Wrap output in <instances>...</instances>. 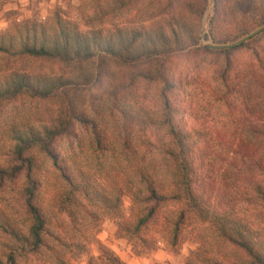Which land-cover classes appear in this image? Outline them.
I'll use <instances>...</instances> for the list:
<instances>
[{"label":"trees","instance_id":"trees-1","mask_svg":"<svg viewBox=\"0 0 264 264\" xmlns=\"http://www.w3.org/2000/svg\"><path fill=\"white\" fill-rule=\"evenodd\" d=\"M134 1L137 0H129V4ZM213 2L211 23L217 27L227 24L229 28L224 34L213 32L214 44L234 42L264 26V0ZM125 5L127 2L123 0H80L76 17L59 10L45 22L25 24L13 33L0 35V56L44 59L69 67L90 64L97 69L99 81L109 77L108 60L118 66L137 68L140 79L158 86L160 108L156 116L146 118L145 124L164 130L168 137L164 153L171 179L140 170L138 178L143 189L133 193L135 207L131 219L124 217L119 211L123 191L118 187L106 189L75 159L77 126L90 132L95 153L104 154L108 145L96 121L68 100L62 91L65 82L41 80L25 73L5 76L0 79V104L21 95L41 99L62 97L66 112L63 118L42 129L33 126L11 129V145L0 161V200L11 196L14 209L9 218L0 222V232L8 240L0 246V264H72L69 258L77 246V231L83 223L98 216L97 209L116 214L122 220L120 234L133 236H142L164 218L169 222V243L174 249L182 244L184 229L193 215L202 221L211 215L224 244L240 252L248 264H264V235L251 224L238 222L230 213L211 214L210 203L198 189L209 151L198 145L196 138L201 134L184 120L189 110L185 96L194 87V78L176 76L168 67L171 54L182 50L181 31L191 28L178 20L175 27L170 21L174 44L165 32L157 34L161 40L157 41L146 30L106 29L103 26L106 19L120 14ZM206 7L196 9L195 13L199 12L201 18ZM262 37L264 31L238 49H251L255 63L264 71ZM203 50L222 55L219 88H213L212 95L216 101L233 108L235 104L230 99L239 92L233 77L235 49L219 51L207 45ZM253 115L254 118H247L245 129L264 144V121ZM63 140L67 141V148L61 144ZM253 161V170L264 175L262 157L257 155ZM45 162L56 177L51 188L44 179ZM254 192L264 204V183H257ZM167 206L175 207L171 217L164 213ZM101 264L125 263L107 253Z\"/></svg>","mask_w":264,"mask_h":264},{"label":"rangeland","instance_id":"rangeland-1","mask_svg":"<svg viewBox=\"0 0 264 264\" xmlns=\"http://www.w3.org/2000/svg\"><path fill=\"white\" fill-rule=\"evenodd\" d=\"M123 1L127 5L120 14L106 19L103 25L106 29L146 30L157 41V34L165 32L174 44L170 21L175 27L178 20L191 28L181 31L183 42L179 49L182 50L171 54L168 67L176 76L194 78V87L185 96L189 110L184 120L201 134L196 138L198 145L209 151L208 163L203 166L198 182L200 195L210 203L211 214L230 213L238 222L251 224L264 235V204L254 192L257 183H264V175L253 170L254 157L260 155L264 160V144L245 129L247 118H254L253 114L264 121V71L255 63L251 49H238L240 45L232 52L233 77L239 92L230 99L235 106L229 109L212 95V89L219 88L217 78L222 71L223 57L203 50L214 44L213 32L229 31L227 24L217 27L211 23L213 0H137L130 4L129 0ZM79 4L80 0H0V35L13 33L25 24L45 22L59 10L76 17ZM204 5L207 7L200 18L195 10ZM261 42L264 44V37ZM106 64L109 77L99 81L97 69L90 64L69 67L44 59L0 56V79L25 73L41 80L65 82L62 91L68 100L96 121L108 145L104 154L95 153L90 132L77 126L75 159L103 187H118L123 191L119 211L131 219L135 207L133 193L143 189L139 171H152L171 179V168L164 153L168 137L164 130L145 124L146 118L156 116L160 108L158 86L140 79L137 68L118 66L110 60ZM65 108L62 97L41 99L21 95L0 104V161L11 145L13 126L42 129L63 118ZM61 144L67 148L66 140ZM44 169V179L51 188L56 177L49 163L45 162ZM174 208H165L167 217L173 215ZM13 209V198L3 197L0 222L10 217ZM97 214L77 231V246L69 258L72 264H101L107 253L119 257L125 264H248L240 252L220 240L211 215L206 221L193 215L184 229L182 244L174 249L169 243V222L164 218L142 236H133L120 234L122 220L116 214L98 209ZM7 241L0 232V246Z\"/></svg>","mask_w":264,"mask_h":264},{"label":"water","instance_id":"water-1","mask_svg":"<svg viewBox=\"0 0 264 264\" xmlns=\"http://www.w3.org/2000/svg\"><path fill=\"white\" fill-rule=\"evenodd\" d=\"M264 31V26L261 28H258L257 30L253 31L252 33H250L249 35L243 37L242 39L231 43V44H225V45H214V44H210L209 46L211 48L214 49H220V50H224V49H230V48H235L238 47L244 43H246L247 41L251 40L253 37L257 36L259 33Z\"/></svg>","mask_w":264,"mask_h":264}]
</instances>
